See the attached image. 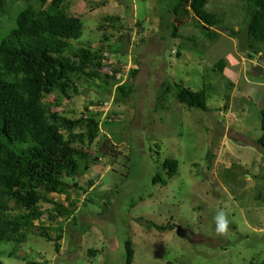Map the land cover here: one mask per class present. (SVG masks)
Instances as JSON below:
<instances>
[{
	"label": "rangeland",
	"instance_id": "1",
	"mask_svg": "<svg viewBox=\"0 0 264 264\" xmlns=\"http://www.w3.org/2000/svg\"><path fill=\"white\" fill-rule=\"evenodd\" d=\"M178 2L65 1L67 14L84 27L73 45L101 52V77L115 78L107 85L81 76L71 100L47 97L54 112L71 120L96 118L100 134L83 147L93 157L89 167L64 179L74 185L70 200L46 196L53 203L41 202L42 217L20 232L25 239L0 243L4 264H128V243L133 264H264V151L258 145L264 70L255 73L264 43L255 45L253 59L238 50L248 15L240 0H210L206 10L217 18V35L205 33L194 16L175 33ZM8 6L0 14V41L24 8L22 0ZM220 60L223 73L216 68ZM175 83L205 91L208 110L179 103L168 91ZM120 86L131 87L132 95L119 96ZM168 161L178 162L172 179ZM157 176L167 185L154 184ZM58 205L73 216L55 213L52 220ZM148 223L175 229L160 232ZM39 227L53 240L62 230L60 252Z\"/></svg>",
	"mask_w": 264,
	"mask_h": 264
},
{
	"label": "trees",
	"instance_id": "2",
	"mask_svg": "<svg viewBox=\"0 0 264 264\" xmlns=\"http://www.w3.org/2000/svg\"><path fill=\"white\" fill-rule=\"evenodd\" d=\"M22 1L24 8L0 41V243H18L25 239L20 232L35 227V221L42 217L41 202L53 203L46 196L65 195L70 200L67 194L74 185H69L64 179L79 177L93 159L83 147L86 143L90 147L99 137V122L94 117L85 116L71 120L54 112L56 104L47 103V97L56 93L71 100L72 94L79 95L76 79L81 76L101 79L107 85V80L115 78L114 74L101 77L100 71L104 67L101 52L73 45L74 41L82 38L84 27L79 18L67 14L66 0ZM240 1L246 4L248 14L240 31L255 13L250 38L255 55L246 54L253 59L259 55L255 45L264 43V0ZM8 2L0 0V14L3 16L9 10ZM209 2L179 0L172 12L175 33L194 16L205 33L217 35L213 30L218 24L217 18L206 10ZM106 21L121 22L118 18H107ZM216 68L223 73L225 61L220 60ZM137 73L135 71L133 76ZM168 91H174L182 105L208 110L205 91L193 92L178 83L169 86ZM132 92L129 86L117 89V94L123 98L130 97ZM261 115L262 136L258 145L264 151V108ZM177 169V161L165 164L169 179L176 175ZM159 183L167 185L157 176L154 184ZM13 211L20 214L12 215ZM54 211L50 215L52 220L55 213L63 217L73 216V212L64 205H58ZM148 228L160 232L175 229L171 224L159 226L154 223H148ZM39 229L60 252L62 230L53 240L48 228ZM127 250L128 264H133L134 251L130 243ZM0 264H4L1 258Z\"/></svg>",
	"mask_w": 264,
	"mask_h": 264
},
{
	"label": "water",
	"instance_id": "3",
	"mask_svg": "<svg viewBox=\"0 0 264 264\" xmlns=\"http://www.w3.org/2000/svg\"><path fill=\"white\" fill-rule=\"evenodd\" d=\"M255 19V13L252 14L246 23L245 27L241 32H239L237 39H238V50L242 54H251L255 55V52L250 44V38H251V27ZM264 68V58H259L257 62V67L255 70L256 76H259L262 74ZM179 234L181 235V229L179 228Z\"/></svg>",
	"mask_w": 264,
	"mask_h": 264
},
{
	"label": "clouds",
	"instance_id": "4",
	"mask_svg": "<svg viewBox=\"0 0 264 264\" xmlns=\"http://www.w3.org/2000/svg\"><path fill=\"white\" fill-rule=\"evenodd\" d=\"M241 32V31H240ZM258 57V56H257ZM263 70H264V68H263Z\"/></svg>",
	"mask_w": 264,
	"mask_h": 264
}]
</instances>
